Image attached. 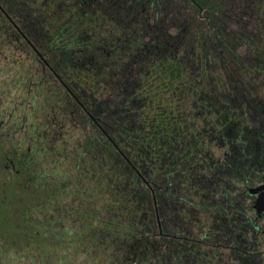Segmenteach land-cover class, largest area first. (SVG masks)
Here are the masks:
<instances>
[{"label":"trees","instance_id":"1","mask_svg":"<svg viewBox=\"0 0 264 264\" xmlns=\"http://www.w3.org/2000/svg\"><path fill=\"white\" fill-rule=\"evenodd\" d=\"M6 49L0 93L29 120L0 113V168L52 164L75 245L108 264H264V0H0Z\"/></svg>","mask_w":264,"mask_h":264},{"label":"rangeland","instance_id":"2","mask_svg":"<svg viewBox=\"0 0 264 264\" xmlns=\"http://www.w3.org/2000/svg\"><path fill=\"white\" fill-rule=\"evenodd\" d=\"M2 52L4 53L0 58V84L3 79L7 78L9 80L16 71L15 66L11 65L9 50L6 49V51ZM17 94L15 90L11 92L4 90V92L0 93V113H3V120L6 123L9 121V113L12 108L11 123L9 124L12 126L16 124L19 127L24 121L25 124H28L29 118L24 120L22 112L17 113L16 110H13L14 104H11L10 101ZM24 107L26 109V106ZM32 111L33 108L29 107V112L31 113ZM36 116L38 115L36 114ZM36 120L39 121L40 119L37 118ZM20 128L19 133H17V128L10 129L9 134L14 138L12 140L14 143H18L20 136L26 138V135L30 132L28 126ZM6 132L7 130H4V133ZM51 165L45 163V172H38L37 175L36 170L25 168L23 165L18 166L20 171L27 175L22 180L27 187L24 193V187L16 189L17 192L15 191L14 196L11 198L8 210L10 211L11 220L19 221L24 218L22 220L24 223L21 224L22 230L19 236L14 237L16 243L11 245L10 248V255L13 258H9L8 264H108V262L103 261L102 258L104 256L99 255L100 257L95 258L97 255L90 250L88 243L79 240L77 245H75L70 238L72 235L63 233L66 232V227L72 229L78 223L80 217H77L76 221L72 222L73 220L70 221L62 215L61 211L63 212V209L61 205L63 204L64 208L68 201H65L66 203L57 201V194L53 192L52 187L57 180L53 179L54 173H52V170H46V167L48 166L49 168ZM0 179L3 181L1 174ZM48 199H51V201ZM49 223L53 227L54 225L60 226L61 229L58 232L55 230L56 228L49 230ZM66 237L68 238L66 239Z\"/></svg>","mask_w":264,"mask_h":264},{"label":"flooded vegetation","instance_id":"3","mask_svg":"<svg viewBox=\"0 0 264 264\" xmlns=\"http://www.w3.org/2000/svg\"><path fill=\"white\" fill-rule=\"evenodd\" d=\"M8 166L5 165L3 169L2 168L0 169V174L3 179V181L0 179V208L6 206L5 212L7 214L6 216H0V264H8L9 258L10 257L13 258V256L10 255V248L11 245H14L16 243L14 237L19 236V233L22 230L21 224L24 223L22 222L24 218H21L19 221H16L14 219L11 220L10 218V211L8 210V206L11 201V198L14 196V192L15 191L17 192L16 188L20 187L23 178L21 177V175H19V178H15L16 175H14L12 171L7 170ZM17 184H19V186H17ZM12 185L13 188L11 187ZM21 187H24L23 190L24 193L26 191L25 189L26 186H21ZM257 197L258 194H256L253 207H255ZM258 213L259 215L261 214V216H263L264 218L263 211H260Z\"/></svg>","mask_w":264,"mask_h":264},{"label":"water","instance_id":"4","mask_svg":"<svg viewBox=\"0 0 264 264\" xmlns=\"http://www.w3.org/2000/svg\"><path fill=\"white\" fill-rule=\"evenodd\" d=\"M253 194H258L257 201L255 203V209L257 212H264V184L252 190ZM261 205V207H260ZM263 205V206H262Z\"/></svg>","mask_w":264,"mask_h":264}]
</instances>
